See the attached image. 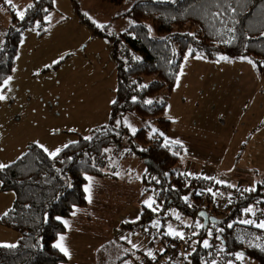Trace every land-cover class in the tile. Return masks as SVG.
<instances>
[{
	"label": "trees",
	"instance_id": "obj_1",
	"mask_svg": "<svg viewBox=\"0 0 264 264\" xmlns=\"http://www.w3.org/2000/svg\"><path fill=\"white\" fill-rule=\"evenodd\" d=\"M125 1L102 0L116 6ZM53 3L29 0L25 18L20 20L14 8L0 0L10 15L0 43V87L11 75L24 32L33 30L39 37L48 32ZM77 13L95 37L110 43L116 64L115 99L107 123L88 137L78 135L77 142L55 157L28 143L22 156L0 169V192L14 193L0 225L18 235L14 247L0 245V264L66 262L54 245L64 232L59 218L86 205V176L117 179L120 161L128 157L146 161L138 180L143 195L155 203L151 208L144 205L139 219L125 223V228L143 231L156 218L176 210L182 217L201 221L194 228L193 251L185 264H210L216 257L226 263L238 252L264 264V251L246 244L240 235L242 230L262 231L240 219L254 203L264 206V180L248 191H237L190 176L181 169L183 147L164 135L171 126L166 108L186 57L249 61L264 77V0H135L112 18L131 21L121 32L114 31L112 21L97 25L81 11ZM128 125L136 127L135 134ZM221 194H233L234 199L218 213L212 200ZM208 237L218 247L216 252L204 247Z\"/></svg>",
	"mask_w": 264,
	"mask_h": 264
},
{
	"label": "rangeland",
	"instance_id": "obj_2",
	"mask_svg": "<svg viewBox=\"0 0 264 264\" xmlns=\"http://www.w3.org/2000/svg\"><path fill=\"white\" fill-rule=\"evenodd\" d=\"M134 1L126 0L116 6L102 0H76L77 5L72 0H54V10L48 18V32L42 37L33 30L23 34L11 75L0 87V96L5 97L0 100V164L9 165L17 160L28 143L42 146L49 154L57 149L61 151L77 142L78 135L88 137L97 126L107 123L117 88L116 64L111 57L110 43L95 37L77 10L97 25L112 21L114 31L121 32L131 21H114L112 18L128 10ZM6 4H9L7 0ZM11 4L16 13L23 12L28 0L23 3L11 0ZM0 8L1 43L10 25V15L5 7L0 5ZM2 11L6 12L5 17ZM190 59L186 57L184 60L177 89H230L225 90L228 97L225 111L229 109L231 115L227 113L219 121L223 128L221 136L232 135L235 139L233 147L247 138L242 153L239 148L232 151L233 156L241 154L239 157L224 158L222 170L232 172L235 165L263 167L264 160L259 156L264 153V141L263 138L256 141L259 126L251 127L257 124L255 121L264 119V102L253 101L244 107L234 93L235 89H264V77L249 61H241L220 64L224 79L216 78V83L199 76L189 84L185 77L193 72ZM205 70L213 71V68ZM243 84L244 88L241 87ZM248 137L250 141L247 143ZM253 145L255 148L251 150ZM145 162L136 157L124 158L120 161L117 176L123 180L140 176L146 168ZM254 177L264 180L258 174ZM13 200V192H0V217L12 206ZM148 200L150 197H145V202ZM250 213L246 209L240 222L243 223ZM177 217L183 223L191 222L189 218ZM7 232L15 239L18 237L16 232L0 225V234ZM3 240L8 244L15 242L10 238ZM126 260L132 262L128 257Z\"/></svg>",
	"mask_w": 264,
	"mask_h": 264
},
{
	"label": "crops",
	"instance_id": "obj_3",
	"mask_svg": "<svg viewBox=\"0 0 264 264\" xmlns=\"http://www.w3.org/2000/svg\"><path fill=\"white\" fill-rule=\"evenodd\" d=\"M21 1L23 3L24 0ZM25 10L26 8H23L22 11L25 12ZM2 14L6 16L4 11ZM190 60L193 72L192 75L185 77L189 84L194 79L198 80L199 76H205L209 81L216 83V78L224 79L220 74L223 71L219 70L220 64L232 63L208 61L201 57H193ZM183 65L184 61L166 108V117L171 120V126L165 133L168 140L179 141L183 147V154L180 158L182 171L190 176L211 179L219 185L233 188L239 185L242 189H247L249 182L253 187L257 182L263 181L256 179L254 175L258 174L264 178V164L260 168H244L235 165L234 171L228 173L222 170L224 158L239 157L241 154L233 156L232 151L239 148V152L242 153V149L246 148L247 139L245 137L242 144L233 147L235 139L232 135L231 137L221 136L223 128L219 121L227 113L231 115L229 109L225 111V105L228 103L225 90L230 89H177ZM246 66H249L248 63ZM204 68H213V71ZM241 87L244 88V84ZM234 95L244 107H248L253 101L264 102V89H235ZM257 121H255L257 124L251 128L259 126L256 141H260V138L264 141V119ZM209 128L211 132L208 131ZM249 141L248 137L247 143ZM254 148L255 145L251 147V150ZM259 157L264 160V153ZM88 187L91 188L90 193L85 191ZM84 193L86 205L74 207L70 216L59 218L64 226V232L58 235L54 245L59 243L60 237L63 236L64 246L69 252V255L65 256L55 246L66 258V262L62 264H139L141 252L147 251L148 239L143 231L128 230L123 226L125 223L137 221L143 206L146 205L145 197L147 196L143 195L138 176L130 180H123L119 177L110 179L86 176ZM89 196H91V201H89ZM255 213L257 223L264 220V206ZM221 217L222 215L217 216L218 219ZM170 225L168 223V227ZM252 225L255 227L254 224ZM262 231L242 230L240 235L246 244L264 251V230ZM5 238H10L15 241L14 243L18 241V237L15 239L14 235L7 232L0 234V245H14V243L4 242ZM208 239L211 238L208 237ZM242 256L243 259H238V264H261L244 254ZM127 257L132 262L126 260ZM210 264H220V259L216 257Z\"/></svg>",
	"mask_w": 264,
	"mask_h": 264
},
{
	"label": "built area",
	"instance_id": "obj_4",
	"mask_svg": "<svg viewBox=\"0 0 264 264\" xmlns=\"http://www.w3.org/2000/svg\"><path fill=\"white\" fill-rule=\"evenodd\" d=\"M247 191L250 189V182L247 185ZM241 186H237L235 190L240 191ZM233 194H223L219 198H214L212 200L213 209L217 212H222L225 206L233 201ZM251 213L247 215L246 220H257L256 211L259 208L258 203H254L251 207ZM179 212L172 211L165 217L156 218L150 226H146L143 230V234L147 237L148 241L146 244L147 251H143L140 254L139 264H185L189 254L192 253V236L194 234V228L197 225H201L200 220H191L189 223H182L177 219ZM173 222L175 226L168 227V223ZM176 231L183 233L184 238L181 239L175 235H169V231ZM208 245L211 247L212 252H216L218 247L213 240H208ZM151 251L153 257H149L147 253ZM241 255L242 252H238L236 255L231 257L229 262L231 264H238L237 257ZM229 262L220 264H229Z\"/></svg>",
	"mask_w": 264,
	"mask_h": 264
},
{
	"label": "snow or ice",
	"instance_id": "obj_5",
	"mask_svg": "<svg viewBox=\"0 0 264 264\" xmlns=\"http://www.w3.org/2000/svg\"><path fill=\"white\" fill-rule=\"evenodd\" d=\"M7 3L11 4V0H7ZM17 16L19 17L20 20H24V18H25V13H24V12H18V13H17ZM197 58H199V57H197ZM221 59H226V58H225V57H221ZM4 98H5V97L0 96V100H3ZM147 103L151 104L152 102H151V101H147ZM117 123H119V122H117ZM128 126L131 128V125H128ZM131 131H132L133 134H135L136 129H135V128H131ZM155 131H156V130L153 129V132H155ZM161 135H162V133H161ZM173 143L179 144L180 142H179V141H173ZM59 151H60V149H57L56 152H53V153H51L50 155H51L52 157H55V156L59 153ZM5 167H7V165L0 164V169H3V168H5ZM89 180H90V178H89ZM85 191L90 193V192H91V188H90V187L85 188ZM185 200H187V197H185ZM89 201H91V196H89ZM145 203H146V206H147V207L151 208L152 205H153L155 202H154L153 200L150 199V200L146 201ZM248 211L251 212L252 210H251V209H248ZM177 219H179V217H177ZM242 222L245 223V224H254V226H255L256 228H258V229H260V230H264V220H261V221H259L258 223L255 222V221H252V220H245V221H242ZM65 223H66V222H65ZM197 226H199V225H197ZM169 227H170V226H169ZM229 227H231V225H229ZM168 234H169V235H175V236H177V237H179V238H181V239L184 238L183 233H181V232H176V231H172V230H170ZM257 239H259V237H257ZM63 241H64V237L61 236V237H60V242L57 243L55 246H56L57 248H59L60 251L63 252V253L65 254V256H68V255H69V252H68V249L64 246ZM208 246H209V245H208V242H207V241H204V247H208ZM3 247H14V245H3ZM147 255H148L149 257H152V258L154 259L153 254H152L151 251H149V252L147 253ZM237 259H243L242 254H241L240 256H238ZM229 264H231V262H229Z\"/></svg>",
	"mask_w": 264,
	"mask_h": 264
}]
</instances>
